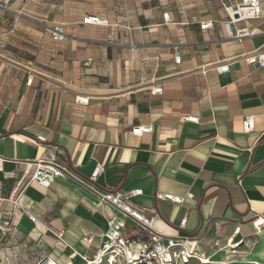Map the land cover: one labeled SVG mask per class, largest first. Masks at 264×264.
<instances>
[{"label": "crops", "instance_id": "1", "mask_svg": "<svg viewBox=\"0 0 264 264\" xmlns=\"http://www.w3.org/2000/svg\"><path fill=\"white\" fill-rule=\"evenodd\" d=\"M224 2L28 0L8 9L19 15L13 33L21 23L45 33L0 49V264H85L119 217L72 181L28 183L40 161L102 192L142 190L129 204L165 237L194 238L211 264H264V230L253 224L264 218V66L247 63L264 53V0L259 18L237 26L255 32L242 40L229 37ZM56 25L67 30L62 42L45 29ZM139 127L152 130L134 134ZM113 227L133 250L149 240L132 218Z\"/></svg>", "mask_w": 264, "mask_h": 264}, {"label": "built area", "instance_id": "2", "mask_svg": "<svg viewBox=\"0 0 264 264\" xmlns=\"http://www.w3.org/2000/svg\"><path fill=\"white\" fill-rule=\"evenodd\" d=\"M224 1V0H223ZM261 0H229L223 3V8L228 16V21L225 22V27L230 38L242 40L246 37H251L255 34L248 27L238 28L237 26L243 22L255 20L260 16ZM236 15L238 17H236ZM168 20V18H166ZM94 23L106 25L104 20L94 19ZM231 26H236L233 31ZM213 28V22L201 24V29L207 30ZM48 32L55 42H62L67 38V30L63 25L50 27ZM250 65L261 64L264 66V53H259L247 59ZM91 61H87L85 66H89ZM228 66H223L218 69V72H227ZM155 95H162L163 88L158 86L153 91ZM84 102L83 100H81ZM191 121H197L196 118H190ZM254 129V119L252 116L245 118L243 122V131L250 133ZM151 127L134 128L133 133L142 135L150 132ZM101 172L99 166L91 177V181L96 180ZM57 178L72 181L86 189L97 197L101 205H108L119 212V217H115L110 221V230L106 234L108 242L99 250L97 255L92 259H85V264H211L210 259L197 252L193 247L194 238L189 237H165L153 228V223L145 214V210L134 208L129 204V200L133 197L142 195V190H112L102 192L94 189L90 183L81 179L77 174L68 168H65L54 161H40L36 164V170L32 174L28 183L35 182L44 188L53 186ZM158 199L170 200L175 203H182L183 199L171 195L157 194ZM134 219L148 233L149 240L147 243H137L136 249L133 250L132 242L123 236V233L113 227L118 219ZM36 220V218H32ZM185 224V221L182 225ZM257 231L264 230V218L258 217L253 222ZM89 242L92 238L88 239ZM37 264H59L50 256H43ZM221 264H225L221 262Z\"/></svg>", "mask_w": 264, "mask_h": 264}, {"label": "rangeland", "instance_id": "3", "mask_svg": "<svg viewBox=\"0 0 264 264\" xmlns=\"http://www.w3.org/2000/svg\"><path fill=\"white\" fill-rule=\"evenodd\" d=\"M28 0H0V49L8 50L9 48H25L28 45L26 42L29 40V32L32 36L40 38L41 35L45 32L37 30L33 27H28L26 23H21L16 30V33H13V23L16 20V17L19 16L14 12L9 11L8 9H22ZM29 6L25 7L23 14H28ZM56 15H60L56 13ZM121 15V14H120ZM24 16V15H22ZM92 19V18H88ZM45 29H49L46 27ZM133 235V232L130 233V236Z\"/></svg>", "mask_w": 264, "mask_h": 264}, {"label": "bare ground", "instance_id": "4", "mask_svg": "<svg viewBox=\"0 0 264 264\" xmlns=\"http://www.w3.org/2000/svg\"><path fill=\"white\" fill-rule=\"evenodd\" d=\"M89 22H92V21L89 20Z\"/></svg>", "mask_w": 264, "mask_h": 264}, {"label": "water", "instance_id": "5", "mask_svg": "<svg viewBox=\"0 0 264 264\" xmlns=\"http://www.w3.org/2000/svg\"><path fill=\"white\" fill-rule=\"evenodd\" d=\"M236 17H238V16L236 15Z\"/></svg>", "mask_w": 264, "mask_h": 264}]
</instances>
